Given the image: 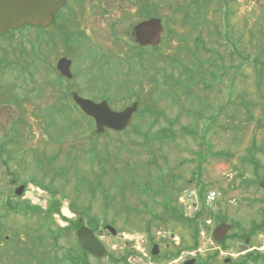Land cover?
Here are the masks:
<instances>
[{
    "label": "rangeland",
    "instance_id": "374dc122",
    "mask_svg": "<svg viewBox=\"0 0 264 264\" xmlns=\"http://www.w3.org/2000/svg\"><path fill=\"white\" fill-rule=\"evenodd\" d=\"M191 1L159 2V13L164 24L163 35L169 39H165L157 52L156 80L132 83L122 88L119 95L116 93V80L108 91L101 87L80 88L82 96L94 100H100L106 94L105 98L116 109L132 104L136 95H131V92L136 91L139 93L137 99L141 100V108L145 111L134 115V125L127 131L107 132L97 137V140H92L96 136L90 130L89 121L84 120L77 110H73L75 108L70 109L72 100L64 98L57 91V75L52 70L57 63V46L47 42L49 38L46 36V48H43L46 67L41 66L31 77L33 81H29L30 95L24 109L18 111L16 105L5 109L6 106L0 104V109L4 108L3 111L8 112L12 121L19 120L18 117L24 114L23 110L26 111L28 120L26 128H23L21 135L12 144L6 143L8 137L0 133V144L6 145L5 150L0 147L1 156L5 160H0V217L3 237L0 241V264H67L63 260L64 254L71 246L79 243L76 231L82 224L71 232L68 228L65 229V234L58 240L47 236L39 244L37 237L46 234V230L34 233V238L30 237V231L41 224L35 216L25 217L9 212L5 217L6 211L21 200L47 209L46 206L51 202L49 188L62 192L58 197L64 196L61 214H52L53 229L68 227L70 224L65 218L76 219L77 215L71 209L72 201L79 211L89 209L84 223L91 218L100 222L97 236L105 245L107 254L99 258L85 250L90 264H124L121 258L128 249L133 250L128 261L137 263L133 260L137 258V244L140 243L143 249L146 247L143 237H140L145 219L151 217L152 213L160 217L164 215L160 195L153 199L144 197L149 203L151 214L141 203L140 196L133 194L131 189L124 191L126 204L123 207L122 193L113 197L116 191L121 190L118 183L131 182L133 172L138 174L140 188L151 180L146 174L153 176L159 171L169 172L168 177L172 179L175 188L178 183L185 187L178 196L175 193H171V196L178 198L186 195L188 205L179 210L186 218L193 217L195 213L190 211L189 204L193 191H197L198 186L196 181L189 180L201 171L203 184L219 192L214 210L219 215L226 216L229 223L236 224L231 233L248 232L252 221L259 223L264 219V189L259 186V182L264 181V72L259 65L255 67L254 62L255 57L260 59L259 63L264 61V56L260 53L257 55L260 48L264 49V40L260 35V30H264V0L210 2L207 21H202L200 28L183 21V9ZM188 8L193 12V7ZM113 11L119 10L117 8ZM122 22L128 23V20L124 19ZM217 31L221 34L218 35ZM51 32L52 29L46 34ZM127 38L131 40L128 35ZM200 40L210 51L214 49L221 54V58L217 57V67L212 66L215 55L207 52L208 49L201 46ZM107 41L103 38L101 43L107 45L115 42ZM87 43L88 45H82L85 54L95 53L92 46L94 40ZM234 43L241 53L248 54V61H241L235 54L230 55ZM73 58L74 71L81 70L82 57L76 53ZM90 74L101 82L106 79L100 70L92 69ZM214 74L221 79H214ZM76 80H79L78 86L91 85L88 74L75 79V82ZM214 84L216 86L213 87ZM103 87L107 89L109 86ZM20 90L18 92L22 93ZM147 105L150 106L149 110L144 109ZM153 121L155 124L151 129ZM170 121L173 126H170ZM13 124L14 122L11 126ZM169 127L168 130L173 131L172 140L164 144V141H157L155 135L159 129ZM183 128H188L189 131L184 134ZM7 129L8 123L4 126V133ZM201 135H204L207 143L203 147L198 145ZM148 140H152L149 145ZM200 154L202 157H199ZM95 155L97 162L92 165L90 160ZM95 174L102 176L101 182L108 192L107 196H104L102 186L94 178ZM87 178L91 181H86ZM12 179L17 181L15 185L10 181ZM22 184H26L27 190L19 196L15 190ZM164 184L159 181L156 188L163 187ZM93 188L98 191L95 195L92 194ZM147 192L151 194L154 191L147 189ZM6 202L10 205L7 206ZM106 203L110 205L107 211ZM176 204L177 200L174 205ZM135 208H139L141 213H147L137 215ZM219 215L211 224L202 226L198 253H201L202 261H205L210 255L214 256L216 248L227 245V251L217 256L215 254L213 259V264H226L224 257H239L237 254L241 242L215 243L213 228ZM183 223L174 222L173 219L166 223L157 221L152 224V230L156 231L157 238L175 235L179 236L182 244V239L186 237V243L191 245V228L186 223L183 226ZM108 224L120 229L117 236L104 228ZM13 233H19L18 240L10 243L8 240ZM118 236L122 242L118 241ZM253 236L254 251H264V229ZM16 248L20 254L12 256ZM186 253L189 256L194 254Z\"/></svg>",
    "mask_w": 264,
    "mask_h": 264
},
{
    "label": "flooded vegetation",
    "instance_id": "af4514ba",
    "mask_svg": "<svg viewBox=\"0 0 264 264\" xmlns=\"http://www.w3.org/2000/svg\"><path fill=\"white\" fill-rule=\"evenodd\" d=\"M161 1L162 0H66L64 5L57 11L55 20L48 26L35 27L30 24H23L18 28H9L6 32L0 33L1 106H6L4 108L7 109L9 106L11 108V105H16L19 108L18 111L24 109L25 102L30 95L29 81H33L31 77H33L35 72L40 70L41 66L46 67V53H44L43 48H46L47 42H52L55 47L57 46V65L61 59H68L70 61L69 69L72 74L71 77L62 75L57 69V91H60L59 95H73L74 92L81 95L79 92L80 88L85 89L86 86L101 87L108 91L112 84L115 83V80L118 81V91L116 93L119 95L122 88H126L132 83L139 84L142 80H156L158 73L157 52L161 49L165 39L169 38H167L166 35H162V40L157 45L141 44L139 39H142V37H138L136 28L141 23L152 19L159 18L163 20V17L160 16L159 13V2ZM117 8L119 11H113ZM110 15L111 18H109ZM202 16H204L203 10L201 13V17ZM124 19L128 20V23L130 22L129 25L126 22H122ZM203 22L205 21L203 20ZM96 24L100 26L98 27ZM50 29H52V32L47 35L46 32ZM101 30H103L104 33ZM127 35L133 42L128 40ZM46 36L49 38L47 42ZM103 38L108 41L115 40V42L103 45L101 43ZM89 40H94V45L92 46L93 49H95V53L93 54H85L86 52L82 50V45H88L87 42ZM214 52L217 51L214 50ZM76 53L82 57L83 66L81 70L74 71L73 55ZM85 57H89L90 62H88L89 59H85ZM92 69L100 70L101 74L104 75L106 79L102 82L99 78L95 80L90 74ZM52 70H54V67ZM87 74L90 77L91 85L81 84L78 86L77 83L79 80L75 82V79ZM107 85L109 87L105 89L103 86ZM214 86H216V84H214L213 87ZM18 90L22 93H19ZM131 95H139V93L132 91ZM3 109H0V130H2L0 133L3 135L6 134V137H8L6 143L11 142L12 144L14 140L21 135L23 128H26L28 122L26 111L23 110L24 114L22 113L21 116L18 117L19 120L12 121L8 112L3 111ZM12 122H14V124L11 126ZM7 123L8 129L4 133V126ZM20 125L21 127H19ZM10 130L11 133L9 134ZM0 147L5 150L6 145L0 144ZM0 160L1 162H5L1 153ZM169 174V172L161 171L151 177L155 186L159 184V181L165 183L163 187L154 188L155 191L151 193V195L163 193L165 191L169 194L174 192L172 179L168 177ZM13 183L14 185L16 184L14 181ZM177 186V190H179L180 193L185 190V187H182L183 185L180 183H178ZM204 190V185L201 187L197 186V191L194 192L204 193ZM182 199V196L176 199L178 204H176L175 207L180 210L181 208L184 209ZM176 200L172 199L171 203L174 204ZM141 203L145 206L146 210H151L148 201L141 198ZM195 204L196 210L203 206L201 199ZM136 209L139 210V208ZM223 217V215H221V217L219 215V218ZM222 222L226 221H220L214 225V228ZM153 223L155 222L153 221L150 223L151 227ZM84 224H88V222ZM247 233H236L234 236L229 231L228 234H226L224 238L225 241H240L241 244L238 247L239 252L237 255L239 257H224V262L228 259V263H237L244 259L247 254L253 252L254 244L252 239L254 236H248ZM155 243L158 244V253L156 255L162 258L169 254V252L177 250L181 244V239H176L175 235H171L170 237L163 236L159 237ZM225 246L228 249V246ZM243 247H245V249L241 251L240 248ZM200 254L201 253L197 254V261L195 264H204L205 261H202ZM232 255L233 254H230V256ZM189 258H191V256H183L175 264H182Z\"/></svg>",
    "mask_w": 264,
    "mask_h": 264
},
{
    "label": "trees",
    "instance_id": "16d2710c",
    "mask_svg": "<svg viewBox=\"0 0 264 264\" xmlns=\"http://www.w3.org/2000/svg\"><path fill=\"white\" fill-rule=\"evenodd\" d=\"M213 1L214 0H203V2H202V0H192L189 3L188 6H191V7L194 8L193 12L190 11L188 6H186L187 7L186 9L185 8L183 9V11H184L183 21H184V23L188 24L190 22L189 24L193 25L195 28H200L201 22L203 20L207 21V14H208V10H209L208 5H209L210 2H213ZM180 10H181V7H180ZM202 10H203V12H205V17L204 18L201 17ZM225 17H226V15H225ZM226 20H227V17H226ZM227 24H229V19L227 20ZM217 34L220 35L221 32L217 31ZM260 35H262V40H264V30H260ZM197 37H199V36H197ZM200 43H201V40H200ZM201 46L204 47L206 50L208 49L207 47H205L203 45V43H201ZM232 48H233V51L230 52L231 56H233V54H235L241 59V61H248L249 60L248 54H243V53H241L240 49H238V47L236 48V43H234ZM207 52L212 53V54L215 55V58L212 61V66L217 67V65H218L217 64V57L221 58L220 57L221 54L219 52H214V49H212V51H210L208 49ZM259 53L262 56H264V49L260 48L258 50V54L257 55H259ZM259 61H260V59H258V57H255V59H254L255 67H258V65H259L261 67V71L264 72V61H261L260 63H259ZM212 77L214 79H216L217 76H215V74H214V75H212ZM217 78L221 79L219 77H217ZM67 97L69 99V95H64V98H67ZM103 97H105V95L102 96L101 98H103ZM137 98H138V96L136 95L135 99H137ZM73 108H75V109H73ZM64 109L62 110V112L64 111ZM70 109L77 110L78 113L81 115V117L84 120H88L89 121L90 130L96 136L95 139H92V140H97V137L102 135V134L96 133L93 120L91 118L87 117L86 115H84V113H82L80 111V109L78 108V106L75 103H73L72 108H70ZM144 109L149 110L150 106L147 105ZM71 112H74V111H71ZM143 113H145V111H143ZM200 116H201V114H200ZM154 124H155V121L151 122V124H150L151 129L154 126ZM169 124H170V126L174 125L171 121L169 122ZM168 129H170V127L167 128V129H159L158 133L155 135L157 141H160V142L164 141L163 142V144H164V143L169 142L170 140H172L173 131H169ZM188 131H189L188 128H183L182 129V132H184V134L187 133ZM151 142H152V140H148L147 144L149 145V144H151ZM206 144L207 143L204 140V135L203 136L201 135V139L198 140L199 147H203ZM107 153H108V151H107ZM96 157H97V155H95L94 158H92L90 160L92 165H94L97 162ZM199 157H202L201 154L199 155ZM102 160L103 159H101V162H102ZM57 174H60V173L57 172ZM142 174H144V173H142ZM95 176L96 177H94V178H96L98 180V184L100 186H102V190H104V196H107L108 192H106V189H105V187L103 186V184L101 182L102 176L101 175H97V174H95ZM131 178L132 179H130V181L133 182V184L131 182H123V181L118 183L119 184V188L121 190H120V192L116 191V193L113 194V197L117 196L120 193H122L121 195L123 197L124 191L127 190V189L133 190L136 194L141 195V197L147 196V197H150V198H154L155 196L160 195L162 197V199L164 200L163 212L166 215V217H159V216L153 215L152 219L159 220V221H161L163 223H166V221L169 218H171L174 221H179V222H182V223L184 221L191 228L190 237H191V240H192L191 241L192 244L191 245L187 244L186 243V239H183V243H182L181 247H179L174 252H169V254L165 255L163 258H174V257L179 256L180 253L183 250H185L186 248H188V249L197 248L198 245H199V238H200V232H201V221L200 220L204 216V213H205L204 208H201V210L199 212H197V214H196V216L194 218H192V219L186 218L183 215L182 212H179L180 209L178 210L177 207H175L171 203V199H170V201L167 199L168 198V194H169L168 192L165 191L163 193H158V194H153V195H151L150 193L147 192V189H151L152 191H155L154 190L155 187H154V184H153V180L147 181L146 185H144V187L140 188L139 183H138V174L133 172V176H131ZM85 180L86 181H91L88 178L85 179ZM81 182H83V180H81ZM133 185H135V187H132ZM129 186H130V188H129ZM53 189L49 188V190L51 192V202H49L50 206L48 205L49 208H47V210L40 209L38 205H34V204L30 203V201L21 200V201H18L11 210L8 209L6 211L7 213H6L5 217L9 214V212H13V213H16V214H21V215H23L25 217L35 216L38 219V221L41 222V224H39L38 228H33V230L30 231L31 232L30 237L34 238V235H33L34 233L42 232V230H46V234L43 233L42 237L41 236L37 237V241L39 242V244H41L44 241V237H47V236L52 237V239H57L58 240L63 234H65L64 230L67 229V228H68L67 230L70 231V232L73 229L75 230L76 228H78L81 225V221L79 219H77V218L85 217L86 214L89 211L88 208L85 209V210H82V211L77 210L76 206L73 204L74 201H72L71 209L76 213V215H77L76 219L73 220V219L65 218V219L68 220V223L70 224L68 227H58L57 230L53 229L52 225H51V222L53 221L52 220L53 219L52 214H54V213L61 214L62 199L64 198V196L58 197V194H61L62 192H58V190L56 191L55 189L54 190ZM91 190H92V194L93 195H95L98 192L97 190H95V188H93ZM206 192H207V190H206ZM56 194H57V197H56ZM205 195H206V193H204V195H201V199L202 200L205 198ZM173 199L175 200L176 197L175 198L173 197ZM8 204L10 205V203L6 202L7 206H9ZM109 206L110 205L108 203H106V205H105L106 211L109 209ZM135 213L137 215L141 214L140 212H135ZM117 214H119V211H118ZM63 218H64V216H63ZM1 220L2 219L0 217V241H2V239H3L2 234H1L2 233ZM149 223H150L149 220H147L145 225H142L141 230H144V231H147V232L151 233L152 232V228L150 227ZM263 229H264V219L261 222H259V223H253V225L251 226V229H250L251 230L250 234L258 233V231H260V230L262 231ZM119 231H120V229H119ZM18 235H19V233H13L11 235V237L9 238L8 242L11 243L13 241L18 240ZM131 253H133V250H129L128 249L127 252L122 256L121 259L124 261V264H132V263H130L128 261V257H129V255ZM17 254H20V251L16 248L14 250L12 256H15ZM87 254H88V252H86L84 249H82L80 247L79 243H77L76 245L71 246V248L68 249L67 253L65 252L63 260L66 261L67 264H90V262L88 261V258L86 257ZM215 254H218V253H215ZM153 258L155 260L159 259L157 256H153ZM204 264H212V263L210 262L209 259H207L204 262ZM231 264H264V252L259 251V250H255V251L247 254L246 257L243 260H241V261H239L237 263L233 262Z\"/></svg>",
    "mask_w": 264,
    "mask_h": 264
},
{
    "label": "water",
    "instance_id": "95a60500",
    "mask_svg": "<svg viewBox=\"0 0 264 264\" xmlns=\"http://www.w3.org/2000/svg\"><path fill=\"white\" fill-rule=\"evenodd\" d=\"M66 0H0V33H4L8 28H18L23 24L49 25L56 17L57 11L64 5ZM141 44L157 45L162 40L163 24L161 19H152L141 23L136 28ZM154 38V39H153ZM62 75L71 77L70 61L61 59L57 65ZM74 102L95 122L96 132L103 133L106 129L122 132L132 123L133 115L139 108V103L125 107L122 110L114 109L107 99L95 101L83 97L77 92L72 95ZM260 186L264 188V181ZM25 185L22 184L16 188L17 195H23ZM113 235L117 234V229L112 225H106ZM230 225L221 224L216 227L214 236L217 241L225 238ZM99 229V222L96 219H90L88 226L83 225L77 230V236L81 247L96 257H102L107 250L103 242L97 237L95 231ZM118 241L122 239L118 237ZM158 245L155 244L152 253H158ZM196 258L186 261L184 264H194Z\"/></svg>",
    "mask_w": 264,
    "mask_h": 264
}]
</instances>
